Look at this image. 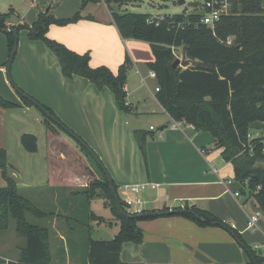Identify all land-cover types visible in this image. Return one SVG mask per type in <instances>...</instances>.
<instances>
[{"label": "rangeland", "instance_id": "rangeland-1", "mask_svg": "<svg viewBox=\"0 0 264 264\" xmlns=\"http://www.w3.org/2000/svg\"><path fill=\"white\" fill-rule=\"evenodd\" d=\"M67 1L0 0V14H9L8 22L17 25H27L25 23L33 22L37 17L34 15L38 12L43 13L47 18L61 19L58 13L68 14ZM77 1L78 3L83 2V0ZM204 4L205 0H186V6H180L178 0H125L123 6L120 9L117 8L119 9L117 11L164 16L183 14L185 8L188 7V14L194 12L202 14ZM233 13H238L237 3ZM47 37L52 38L49 34ZM230 38L233 44L237 45L236 36ZM110 45L109 56L97 49L93 52L86 51L90 57L89 65L94 69L106 67L116 76L125 71L128 83L126 102L139 107L141 115L121 112L114 93L108 86L100 88L82 76L64 77L55 52L44 41L31 39L28 29H22L18 33V50L11 65V76L17 88L10 83L7 70L5 73L6 81L8 78L10 84L8 86L10 90L12 89L16 99L1 98L18 105L11 108L0 106V111L3 112L0 113V144H2L0 148L7 152L6 172L17 183L20 195L29 199L34 205H39L48 213L45 218L35 219L31 216L27 218L37 228H48L47 244L51 255L50 264L71 262L87 264L90 242L114 240L121 231V220L117 218L107 203L102 190H98L94 195L89 191L85 192L94 182L105 180L106 173L101 170L99 162L88 154L73 136L56 123L51 122L37 106L27 105L19 91L52 109L74 135L91 147L109 177L117 185L119 197L123 201L135 202L133 210H154L151 204H137V199L144 201L145 197H170L173 191L172 188L166 187L163 183L165 180L160 178L157 158L148 155L146 159L139 150H136V158L131 156L134 149L139 146L136 132H150L151 126L156 128L155 139L149 138L152 143H156L162 132L160 128L163 126L161 121L163 112L155 98L158 80L156 76H149L151 71L149 63L155 61L152 48L146 42L123 39L119 34L118 42L112 40ZM5 50L6 55H9L8 37L0 30V64H2L1 57L5 55ZM127 57L131 61L130 64H125ZM5 60L8 64L10 58ZM140 72L143 77H146V83L142 82ZM127 107L128 110L132 109L130 105ZM156 108L158 114L151 113ZM58 112L68 120H71L70 115L77 122L81 120L85 124V131L79 127L75 129L65 123ZM45 121L51 124L53 131L48 130ZM68 122L71 123V121ZM249 131L256 136L264 135V121H252ZM24 134L38 138L37 152L29 153L24 150L21 144V137ZM201 137L205 139L206 148L211 149L212 152H221L216 148L214 139L209 133L206 132ZM197 144L201 147L199 143ZM154 146L155 144H151V148ZM116 152L119 153L118 158L115 155ZM220 164L221 162H218L213 166L219 167ZM138 170L141 171L143 180H138ZM224 175L223 179L235 178L231 163L227 166ZM142 183L151 184L155 189L150 185L149 188L137 194L131 191L132 186ZM6 185L4 172L0 169V188ZM162 192H165L164 195L161 194ZM244 199L246 200L243 201ZM244 199L241 201L243 208L240 205L236 208L227 204L232 216L225 222L233 228L236 227L231 221L236 222L237 232L242 235L245 245L253 249L258 246L260 251L257 253L264 252V212L262 211L263 217L259 223L260 229H249L247 214L261 209L253 198L244 195ZM69 200L74 204L68 211L69 213L61 211V208L66 210L65 206ZM171 204L179 206L180 202L169 201L168 205ZM161 207H164V203H161ZM63 213L64 216H61ZM144 221L149 220H141L139 223H144ZM15 228L16 223L12 220L8 229L0 228V256L19 260L21 249L26 246V240L18 235ZM61 235L65 240H61L63 239ZM15 247L18 248V253L9 252ZM124 247L122 260L145 264L144 261L148 256L146 248L136 243L131 244L133 249L128 245ZM240 248L246 255L244 260L249 259L247 249L241 245Z\"/></svg>", "mask_w": 264, "mask_h": 264}, {"label": "trees", "instance_id": "trees-1", "mask_svg": "<svg viewBox=\"0 0 264 264\" xmlns=\"http://www.w3.org/2000/svg\"><path fill=\"white\" fill-rule=\"evenodd\" d=\"M100 2L108 6L123 39L150 44L155 61L149 63V67L155 73L160 88L157 99L169 116L175 121L191 124L197 132H207L213 137L222 158L233 166L234 180L241 185L242 196L253 198L264 212V137H254L251 143L254 146L253 153L247 149L251 122L264 121V0H235L232 14L223 17L214 29L203 25L194 26L204 12L165 15L159 25L150 23V15L118 12L125 0H83L81 10L90 3ZM236 3L238 13L235 14L233 10ZM81 10L74 17L62 20L47 18L40 13L33 25L14 28L18 31L28 29L31 39L44 41L55 52L64 77L82 76L100 88L108 86L114 93L119 110L128 112L125 71L116 76L106 67L91 68L89 54H78L47 37L48 28L52 24L63 26L79 21L82 18ZM8 16L0 14V30L9 27ZM181 22L187 25L185 29L177 27ZM6 35L11 57L15 37L11 33ZM233 36L237 38V45H228L227 40ZM184 48H187V58L193 61V65L187 69H174L172 65L176 53ZM130 63L127 57L125 64ZM24 99L27 105H33L29 99ZM0 106L11 108L16 104L0 97ZM43 107L58 118L52 109ZM45 124L48 130L53 131L49 122L45 121ZM151 134L147 131L136 132L138 145L146 159L147 141ZM21 144L26 152L38 151V138L34 135H22ZM83 149L90 154L85 147ZM245 149L247 151L243 152ZM7 168V152L0 148V169L7 181V186L0 188V228L8 229L10 221H15V230L26 240L17 263L9 264H50L51 255L47 244L49 230L46 227H35L27 218H45L48 213L20 195L17 183L6 172ZM104 179V182H94L85 192L94 195L102 190L107 203L121 220L122 227L112 241L90 242L87 264H143L123 262V246L128 242L139 244L143 241L139 221L152 220L163 214L151 211L129 213L127 204L119 197L117 185L113 182L119 202L110 189L107 175ZM173 213L194 220L202 227L220 226L230 230L239 244L249 252L250 261L228 264H264L263 255L246 246L242 235L235 228L211 212L180 208ZM0 264L7 263L0 259Z\"/></svg>", "mask_w": 264, "mask_h": 264}, {"label": "crops", "instance_id": "crops-1", "mask_svg": "<svg viewBox=\"0 0 264 264\" xmlns=\"http://www.w3.org/2000/svg\"><path fill=\"white\" fill-rule=\"evenodd\" d=\"M78 2L79 1L77 0H68L67 3L64 2L68 5V14L58 13V15L61 17L60 20L70 19L80 12L83 2ZM38 14L39 12L36 13L34 17H39L40 14ZM64 15L66 16L64 17ZM37 17L33 22L25 24L30 26L33 25L37 21ZM81 17L82 18L79 21L71 23L68 26L61 27L57 25H51L48 28L47 34L52 37L51 40L65 45L70 50L78 54H86V51L88 52V50L93 52L94 49H97L109 56L111 41L116 40L118 42V34L120 35V32L113 21L112 14L108 6L104 2L88 4L84 9L81 10ZM7 25L9 27H14L18 26L19 24L17 25L7 22ZM8 57L10 58V53L9 55H6L5 50V55L3 58L1 57L2 64H0V77L2 80L0 91H3L0 92V97H4L5 99H16L12 89L10 90L8 86V78L6 81L5 77L7 70L6 68L8 66L5 59ZM140 74L142 77V82L146 83V77H143L141 72ZM149 76L156 75L154 72L150 71ZM157 88L158 87H156V89ZM156 89L155 98L157 99ZM126 92L128 93V83L126 84ZM12 103L15 104V102ZM158 103L160 105L161 111L163 112V118L161 120L163 126L160 128L162 132L161 135L158 136L159 139L156 140V143H152L149 138L155 139L156 135L154 134V131L156 128L151 130L153 126L150 127V133L152 134L147 141V157L148 155L150 157L153 155L158 159L159 170L161 173L160 178L164 179V185H166V187L172 188L173 191L170 193V197H145L146 200L143 199L144 201L137 199L140 202V205L151 204L154 206V210H143L156 212L157 214H163L152 220L144 221V223H138V226L143 231L144 235L143 241L139 243V246L146 248L148 253L144 263L228 264L249 262L250 257L249 259L247 258L244 260L246 255L243 253L240 245L237 243L238 241L230 232V230L220 226L202 227L194 220L173 213V211L175 212L180 208H189L190 210L201 209L209 211L223 221H226V219H230L232 216V212L227 207V204H231V206H235L236 208H238L240 205L243 208L241 201L244 199V197L236 199L233 196L234 192L240 191L241 189V185L234 180L235 178H222L225 176L224 173L230 163L226 162L222 158L221 152H212L211 149H208L204 146L205 139H202L201 136L205 133L197 132L195 129L191 128L185 129V131L172 130L170 125V123H172V118L162 107L159 101ZM129 104L132 109L125 113L130 112L136 116L141 115L139 107L134 106L132 103ZM31 106H34V104ZM157 111L158 109L156 108L152 110L151 113L158 114ZM1 112L2 111H0V113ZM58 113L65 123L73 128L79 127L82 131H85V124H83L81 120H78L77 122L72 118L71 115V120H68V118L62 116L60 112ZM68 121H71L73 124L69 123ZM251 135L256 138L264 137V135ZM197 143H199L201 147H199ZM151 144H155V146L151 148ZM1 145L2 144H0V147ZM204 149L207 150L206 153L202 152ZM134 150L135 151L131 155L133 158H136L137 156L136 150H139L140 154L142 153L139 146H137ZM115 155L117 158L119 157L118 152H116ZM217 161L219 163L221 162L219 167L213 166V164L218 163ZM211 166L218 169V174H215L211 171ZM149 169H151L150 165ZM141 174V171L138 170L137 176L139 177V181L143 180ZM76 180H78V178ZM134 180L135 179H133V181ZM222 180L234 181L229 186L231 193L227 192V187L222 184ZM143 184L145 189L149 188L151 185L148 183H142L141 185ZM164 193L165 192H162L161 194L164 195ZM245 200L246 199L243 201ZM169 201L180 202V205H168ZM161 203H164L163 208L161 207ZM73 205V202L69 200L65 206L66 210H64V208H61L60 210L69 213L68 211ZM38 207L41 208L39 205ZM252 213L253 212H250V214ZM250 214H247V220L249 219ZM61 216H64V213L63 215L61 214ZM66 216L69 217V215ZM231 223L236 227L235 229L237 230L238 224L236 222L233 223L232 221ZM60 237L63 238L62 235ZM61 240L65 239L63 238ZM132 243L128 242L124 244V246L128 245L129 248H132ZM124 246L123 248H125ZM18 251V248L15 247V249H11L9 252L18 253ZM259 254L263 255L264 252H259ZM122 256L123 254L121 252V260ZM0 258L5 260L7 264L11 262L17 263L18 261L17 258L13 259L1 256ZM66 260L68 261V258ZM122 261L125 262L124 260ZM68 264L75 263L71 262Z\"/></svg>", "mask_w": 264, "mask_h": 264}, {"label": "built area", "instance_id": "built-area-1", "mask_svg": "<svg viewBox=\"0 0 264 264\" xmlns=\"http://www.w3.org/2000/svg\"><path fill=\"white\" fill-rule=\"evenodd\" d=\"M234 1L235 0H205V4L203 5L204 13L201 16L200 20L194 26L198 27L199 25H203V26L214 29L223 17L229 16L232 14V8L234 6ZM164 19H165V15L164 16L163 15H157V16L150 15L148 22L159 25ZM185 26L187 25H185L183 22L177 25L178 28H183V29H185ZM227 44L232 45L233 40L229 38L227 40ZM177 53H179V55ZM177 53H176V58H180L183 55V50ZM156 91L159 92L160 88L158 87ZM126 105L129 106L130 104L127 102ZM188 128L194 129V126L186 122H179V121H175L172 119V123H171L172 130L183 131ZM151 130H154V127H152ZM248 139H249L250 144L248 143L249 146L248 147L245 146V147H247V149H249L250 152L253 153L254 146L251 143L254 141L255 138L251 134H249ZM247 149H245L243 152L247 151ZM202 152L206 153L207 150H203ZM262 152L264 153V147L262 148ZM211 171L215 174H218V169L216 167L211 166ZM221 182L223 185L227 187V192L231 193L229 186L233 183V181L232 180H222ZM144 189H145L144 185H138V186L131 187V191L136 194L140 193ZM233 196L236 199H240L243 197L240 191L234 192ZM124 202L128 206L129 213L142 214L145 211L143 209L133 210L132 207L135 202L132 200H127V201L124 200ZM137 204H140L138 200H137ZM262 217H263L262 210L253 212L252 214H250L249 219H248V228L252 230H259V223ZM254 248L257 251H260L259 249L260 247L255 246Z\"/></svg>", "mask_w": 264, "mask_h": 264}, {"label": "water", "instance_id": "water-1", "mask_svg": "<svg viewBox=\"0 0 264 264\" xmlns=\"http://www.w3.org/2000/svg\"><path fill=\"white\" fill-rule=\"evenodd\" d=\"M178 3L180 6H186V0H178ZM188 11V7L185 8L183 14H186ZM2 32L5 34H13L15 37V44H14V48L12 50L11 53V57H10V61L8 63L7 66V74L9 77V81L10 83L16 87V84L14 83L12 76H11V65L13 63V60L17 54V50H18V29L14 28V27H7L2 29ZM187 48H184L183 50V55L182 58H176L175 61L173 62V68L177 69V68H183V69H187L189 67H191L193 65V61L187 58V52H186ZM19 91V90H18ZM19 93H21L23 95V97L29 99L30 102H32L35 106H37L46 116L47 118H49L51 121H53L54 123H56L58 126H60L61 128H63L67 133H69L71 136H73L83 147H85L87 150H89L90 154L96 159V161L99 162L101 168L103 169V171L106 173L108 179H109V185H110V189L113 192L117 202H119V197L116 194L114 187H113V181L112 179L109 177L108 172L106 171L105 167L102 165V162L100 161V159L98 158V156L94 153V151L92 149H90V147L79 137H77L76 135H74V133L62 122L60 121V119L56 118L53 114H51L46 108H44L38 101H36L35 99H33L32 97L24 94L23 92L19 91Z\"/></svg>", "mask_w": 264, "mask_h": 264}]
</instances>
